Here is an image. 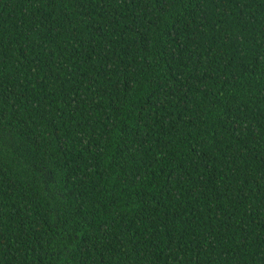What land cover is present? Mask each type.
I'll use <instances>...</instances> for the list:
<instances>
[{"label": "trees", "instance_id": "obj_1", "mask_svg": "<svg viewBox=\"0 0 264 264\" xmlns=\"http://www.w3.org/2000/svg\"><path fill=\"white\" fill-rule=\"evenodd\" d=\"M0 264H264V0H0Z\"/></svg>", "mask_w": 264, "mask_h": 264}]
</instances>
